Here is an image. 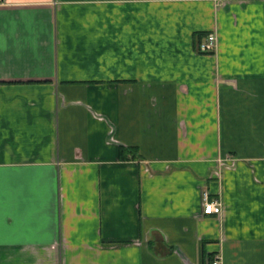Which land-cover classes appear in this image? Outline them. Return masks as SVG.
I'll return each mask as SVG.
<instances>
[{"label": "crops", "instance_id": "obj_1", "mask_svg": "<svg viewBox=\"0 0 264 264\" xmlns=\"http://www.w3.org/2000/svg\"><path fill=\"white\" fill-rule=\"evenodd\" d=\"M217 256L264 264V0H0V264Z\"/></svg>", "mask_w": 264, "mask_h": 264}, {"label": "built area", "instance_id": "obj_2", "mask_svg": "<svg viewBox=\"0 0 264 264\" xmlns=\"http://www.w3.org/2000/svg\"><path fill=\"white\" fill-rule=\"evenodd\" d=\"M216 46V39L213 34H208L202 41L199 42V49L201 52H211ZM201 204L203 214H219L221 211V204L217 200H210L209 194L204 190L201 194ZM211 264H222L219 256H217Z\"/></svg>", "mask_w": 264, "mask_h": 264}]
</instances>
